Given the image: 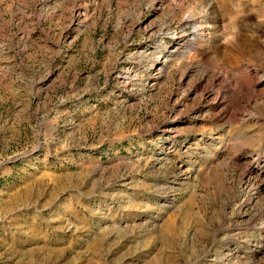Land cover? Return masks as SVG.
<instances>
[{
    "label": "rangeland",
    "instance_id": "rangeland-1",
    "mask_svg": "<svg viewBox=\"0 0 264 264\" xmlns=\"http://www.w3.org/2000/svg\"><path fill=\"white\" fill-rule=\"evenodd\" d=\"M0 264H264V0H0Z\"/></svg>",
    "mask_w": 264,
    "mask_h": 264
},
{
    "label": "bare ground",
    "instance_id": "bare-ground-1",
    "mask_svg": "<svg viewBox=\"0 0 264 264\" xmlns=\"http://www.w3.org/2000/svg\"><path fill=\"white\" fill-rule=\"evenodd\" d=\"M193 34H195V35H196V34H197V31H194V32H193ZM193 36H194V35H193Z\"/></svg>",
    "mask_w": 264,
    "mask_h": 264
}]
</instances>
